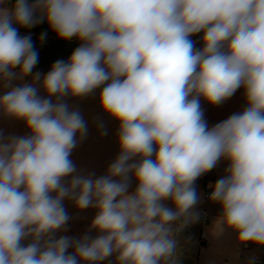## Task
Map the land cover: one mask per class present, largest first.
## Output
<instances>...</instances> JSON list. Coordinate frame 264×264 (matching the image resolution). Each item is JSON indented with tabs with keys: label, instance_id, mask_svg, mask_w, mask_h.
<instances>
[{
	"label": "clouds",
	"instance_id": "9594fccd",
	"mask_svg": "<svg viewBox=\"0 0 264 264\" xmlns=\"http://www.w3.org/2000/svg\"><path fill=\"white\" fill-rule=\"evenodd\" d=\"M6 3L0 0L4 87L38 63L31 35L19 28L46 21L58 38L81 44L42 81L36 73L33 83L0 96V111L29 129L0 133V264H99L113 254L118 264H176V234L199 219L195 181L222 160L225 175L209 196L220 212L209 231L264 246V0ZM197 33L200 49L190 38ZM37 81L48 98L38 95ZM101 85L100 105L119 121L120 152L93 178L70 159L86 122L59 101ZM242 87L246 108L209 127L201 98L218 106ZM65 199L97 210L91 228L99 235L55 238L69 220Z\"/></svg>",
	"mask_w": 264,
	"mask_h": 264
},
{
	"label": "rangeland",
	"instance_id": "374dc122",
	"mask_svg": "<svg viewBox=\"0 0 264 264\" xmlns=\"http://www.w3.org/2000/svg\"><path fill=\"white\" fill-rule=\"evenodd\" d=\"M14 3L15 0H7L4 6L11 7ZM42 33L47 34L43 41L40 38ZM19 34L21 36L31 35L39 59L30 75L25 76L23 79L12 80L10 87L33 83V77L36 73L41 74L42 81L43 76L51 70L52 65L57 60L67 62L72 52L81 44V41L76 38L70 40L58 38L46 21L32 28H19ZM14 71H18V69ZM35 86L38 88V95L41 98H48L47 93L40 87V81H37ZM104 86L101 85L87 96L74 97L66 95L59 101L66 103L70 110H79L86 122L87 134L83 139L77 137L78 143L72 150L70 159L76 165L77 173L83 175L94 173L93 178L104 175L120 152L117 135L119 121L106 113L100 105V93ZM10 87H4V82L0 81V96L9 91ZM51 99L53 102H57L55 96ZM0 133H3L4 137H19L28 135L29 129L23 120L9 117L0 111ZM129 181L128 192L131 193L135 191L137 181L132 174L129 176ZM53 195L55 194L53 193ZM63 206L69 220L64 229L58 231V234L73 238H80L85 234L92 238L99 235L95 229L91 228L92 220L97 211L95 208L78 209L70 199H65ZM168 207L172 206L169 204ZM116 257L117 255L113 254L111 259L100 261L99 264H118Z\"/></svg>",
	"mask_w": 264,
	"mask_h": 264
},
{
	"label": "crops",
	"instance_id": "0c3cea01",
	"mask_svg": "<svg viewBox=\"0 0 264 264\" xmlns=\"http://www.w3.org/2000/svg\"><path fill=\"white\" fill-rule=\"evenodd\" d=\"M201 36L202 33H197L190 37L197 49L203 46ZM200 103L209 127L227 119L233 113L242 112L247 106L243 87L218 106L210 105L203 98ZM227 163L225 160L220 161L214 169L206 173L205 181H195L199 202L194 211L199 214V219L176 234L178 244L176 264H264V246L254 243L238 244L236 234L231 231H226L218 237L209 231L212 221L219 215L220 207L206 199V188L214 185L225 175ZM170 202L165 201L166 206L169 204L173 206ZM203 212L208 215L205 225L201 221ZM60 236L57 231L55 238L58 239ZM28 242L30 238L24 241L25 244ZM68 251L71 253L72 249ZM112 256L106 259H111Z\"/></svg>",
	"mask_w": 264,
	"mask_h": 264
},
{
	"label": "built area",
	"instance_id": "2783aa9c",
	"mask_svg": "<svg viewBox=\"0 0 264 264\" xmlns=\"http://www.w3.org/2000/svg\"><path fill=\"white\" fill-rule=\"evenodd\" d=\"M205 179H206V173L203 174L201 177H199L196 181L197 182H203V181H205ZM211 191H212V188L209 187V186H207V188H206V195H205L206 199H209V196H210ZM201 221H202V224H204V225L207 223V221H208V215H207L206 212H203L202 213Z\"/></svg>",
	"mask_w": 264,
	"mask_h": 264
}]
</instances>
